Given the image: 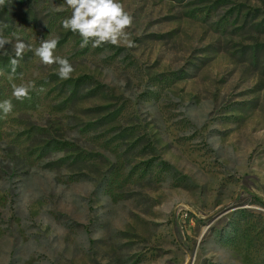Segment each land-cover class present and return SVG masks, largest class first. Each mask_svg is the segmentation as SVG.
<instances>
[{"label":"rangeland","instance_id":"obj_1","mask_svg":"<svg viewBox=\"0 0 264 264\" xmlns=\"http://www.w3.org/2000/svg\"><path fill=\"white\" fill-rule=\"evenodd\" d=\"M64 2L0 5L75 69L0 68V264H264V0H121L134 46L95 48Z\"/></svg>","mask_w":264,"mask_h":264},{"label":"clouds","instance_id":"obj_2","mask_svg":"<svg viewBox=\"0 0 264 264\" xmlns=\"http://www.w3.org/2000/svg\"><path fill=\"white\" fill-rule=\"evenodd\" d=\"M5 0H0L3 5ZM64 4L70 9V15L61 20V25L65 31H70L78 35L81 39L80 47L91 46L101 47L105 44L114 46L133 47L131 33L128 31L132 27L133 17L125 9L121 0H65ZM58 10H64L61 6ZM13 40L4 37L0 31V50L5 45H11L14 57L10 59L11 71L15 73L19 61L23 58L25 52L32 51L39 61L45 66L57 65V75L60 79H68L75 71L73 65L67 58L55 54L59 39H41L38 47H33L25 43L19 33H13ZM7 55V52L4 53ZM0 75H3L0 72ZM11 96L17 101H23L30 98V91L34 88L31 82L25 84H11ZM12 100L6 99L0 101V113L6 117L13 111Z\"/></svg>","mask_w":264,"mask_h":264},{"label":"trees","instance_id":"obj_3","mask_svg":"<svg viewBox=\"0 0 264 264\" xmlns=\"http://www.w3.org/2000/svg\"><path fill=\"white\" fill-rule=\"evenodd\" d=\"M0 68L2 71H5L7 72L8 74H14L12 71H11V65H10V62H6L3 60V59H0Z\"/></svg>","mask_w":264,"mask_h":264}]
</instances>
